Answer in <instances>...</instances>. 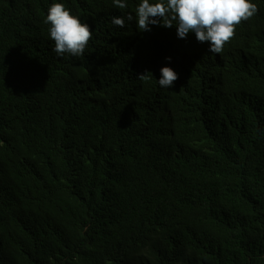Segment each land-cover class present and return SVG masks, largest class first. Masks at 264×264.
I'll return each instance as SVG.
<instances>
[{
	"label": "trees",
	"instance_id": "16d2710c",
	"mask_svg": "<svg viewBox=\"0 0 264 264\" xmlns=\"http://www.w3.org/2000/svg\"><path fill=\"white\" fill-rule=\"evenodd\" d=\"M135 2L0 0V264H264V0L220 54L152 25L145 81L109 39ZM53 3L92 29L79 59Z\"/></svg>",
	"mask_w": 264,
	"mask_h": 264
},
{
	"label": "clouds",
	"instance_id": "9594fccd",
	"mask_svg": "<svg viewBox=\"0 0 264 264\" xmlns=\"http://www.w3.org/2000/svg\"><path fill=\"white\" fill-rule=\"evenodd\" d=\"M113 2L119 9L127 7L126 0ZM257 12L258 6L251 0H136L131 14L111 17L109 39L117 47L142 52L135 56L133 74L135 79L145 81L153 70L152 55L144 33L150 31L152 25L172 28L175 23L179 38L186 39L189 33H195L197 41L209 43L204 47L205 53L220 54L225 44L234 38L236 27ZM45 23L50 24V37L55 42L53 51L58 56L68 53L81 58L93 38L89 25L72 15L62 3H53L49 7ZM40 49L41 46L37 55ZM176 51L180 52V58L188 52ZM152 67L155 68L154 65ZM160 72L158 83L163 88L172 87L178 79V74L170 67H162ZM121 78L124 82L131 81L127 76ZM121 108L116 109L119 119L124 117Z\"/></svg>",
	"mask_w": 264,
	"mask_h": 264
}]
</instances>
